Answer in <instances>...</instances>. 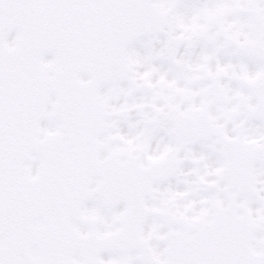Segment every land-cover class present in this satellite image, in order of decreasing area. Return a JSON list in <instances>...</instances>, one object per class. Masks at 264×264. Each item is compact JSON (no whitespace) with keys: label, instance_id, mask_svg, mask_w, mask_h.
<instances>
[{"label":"snow or ice","instance_id":"6c2138e0","mask_svg":"<svg viewBox=\"0 0 264 264\" xmlns=\"http://www.w3.org/2000/svg\"><path fill=\"white\" fill-rule=\"evenodd\" d=\"M0 264H264V0H0Z\"/></svg>","mask_w":264,"mask_h":264}]
</instances>
